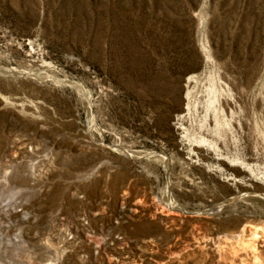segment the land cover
I'll return each instance as SVG.
<instances>
[{
    "label": "rangeland",
    "instance_id": "374dc122",
    "mask_svg": "<svg viewBox=\"0 0 264 264\" xmlns=\"http://www.w3.org/2000/svg\"><path fill=\"white\" fill-rule=\"evenodd\" d=\"M262 222L264 0H0V264H253Z\"/></svg>",
    "mask_w": 264,
    "mask_h": 264
},
{
    "label": "bare ground",
    "instance_id": "6f19581e",
    "mask_svg": "<svg viewBox=\"0 0 264 264\" xmlns=\"http://www.w3.org/2000/svg\"><path fill=\"white\" fill-rule=\"evenodd\" d=\"M231 237H232L231 238L232 240H229V241H231L229 243V245H228V242L227 243H225L224 241L222 242L227 247L229 246V251H230L231 255H234V254L238 253L239 251H242V252H245L251 256L253 264H261V261L259 262V259L257 258L258 251L256 252L255 242L257 240H260V239L264 240V223L263 222L259 225L258 224H252V223H246L245 225L242 226V228H240V230L238 231L237 234L232 235ZM218 246H219V244H218ZM221 247H218V249L221 250V253H222L223 250ZM256 247L258 248L257 243H256ZM223 248H224V246H223ZM256 253H257V255H256ZM248 255H246V256H248ZM57 261H58V259H57ZM51 264H57V263L51 262Z\"/></svg>",
    "mask_w": 264,
    "mask_h": 264
},
{
    "label": "water",
    "instance_id": "95a60500",
    "mask_svg": "<svg viewBox=\"0 0 264 264\" xmlns=\"http://www.w3.org/2000/svg\"><path fill=\"white\" fill-rule=\"evenodd\" d=\"M217 210V208H213V209H210L209 213L208 214H211L213 212H215ZM159 218H161L162 220H165V221H168L166 222V224L170 225L171 224V220L169 219L168 220V216H166L165 214L163 213H158L157 214ZM178 220V219H177ZM177 220H175L177 222ZM174 221V220H173ZM199 221H205V218L203 217V215H197V214H188V219H187V223H186V227L187 230H191L193 231L195 229V226L198 225V222ZM174 222V225H170L171 228H178L179 227V222Z\"/></svg>",
    "mask_w": 264,
    "mask_h": 264
}]
</instances>
